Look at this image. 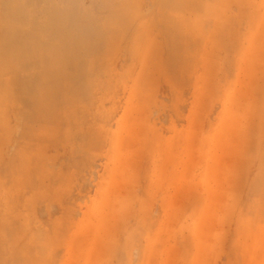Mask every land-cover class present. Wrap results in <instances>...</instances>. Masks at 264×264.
I'll use <instances>...</instances> for the list:
<instances>
[{"label":"rangeland","instance_id":"rangeland-1","mask_svg":"<svg viewBox=\"0 0 264 264\" xmlns=\"http://www.w3.org/2000/svg\"><path fill=\"white\" fill-rule=\"evenodd\" d=\"M0 264H264V0H0Z\"/></svg>","mask_w":264,"mask_h":264}]
</instances>
